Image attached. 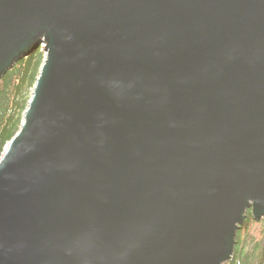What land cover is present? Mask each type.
<instances>
[{"label":"water","instance_id":"95a60500","mask_svg":"<svg viewBox=\"0 0 264 264\" xmlns=\"http://www.w3.org/2000/svg\"><path fill=\"white\" fill-rule=\"evenodd\" d=\"M40 46L0 264L229 260L264 218V0H0V78Z\"/></svg>","mask_w":264,"mask_h":264},{"label":"trees","instance_id":"16d2710c","mask_svg":"<svg viewBox=\"0 0 264 264\" xmlns=\"http://www.w3.org/2000/svg\"><path fill=\"white\" fill-rule=\"evenodd\" d=\"M40 46L16 62L0 78V157L19 131L45 51ZM236 231L231 258L223 264H264V219L254 221L248 209Z\"/></svg>","mask_w":264,"mask_h":264},{"label":"rangeland","instance_id":"374dc122","mask_svg":"<svg viewBox=\"0 0 264 264\" xmlns=\"http://www.w3.org/2000/svg\"><path fill=\"white\" fill-rule=\"evenodd\" d=\"M262 219H264V218H262ZM254 220V219H253ZM255 221V220H254ZM258 221V220H257Z\"/></svg>","mask_w":264,"mask_h":264}]
</instances>
